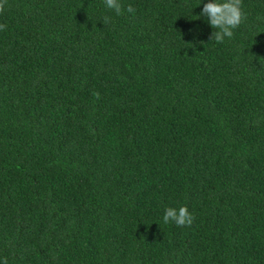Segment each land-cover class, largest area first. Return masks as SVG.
Listing matches in <instances>:
<instances>
[{"label": "trees", "instance_id": "16d2710c", "mask_svg": "<svg viewBox=\"0 0 264 264\" xmlns=\"http://www.w3.org/2000/svg\"><path fill=\"white\" fill-rule=\"evenodd\" d=\"M120 2L0 14V264H264V0Z\"/></svg>", "mask_w": 264, "mask_h": 264}, {"label": "clouds", "instance_id": "9594fccd", "mask_svg": "<svg viewBox=\"0 0 264 264\" xmlns=\"http://www.w3.org/2000/svg\"><path fill=\"white\" fill-rule=\"evenodd\" d=\"M203 2V0H202ZM201 2V3H202ZM8 0H0V14L4 13ZM200 3V4H201ZM105 6L114 10L117 15H121L123 6L120 0H104ZM127 12L134 13L135 8L128 5ZM206 17L210 25L216 29L211 34V41L215 40L217 43H223L225 38H232L234 29H237L247 17L242 10V0H210L204 4L200 17ZM110 17H105L103 23L108 25ZM7 26L0 23V31L6 30ZM261 63H264V57H261ZM194 215L189 211L187 206L179 208L167 207L164 212L163 222L165 224L173 222L178 227L191 226L194 222ZM4 264H7V259H4Z\"/></svg>", "mask_w": 264, "mask_h": 264}]
</instances>
